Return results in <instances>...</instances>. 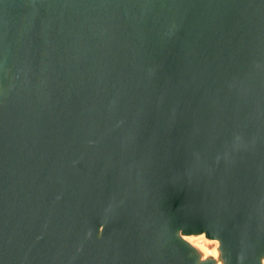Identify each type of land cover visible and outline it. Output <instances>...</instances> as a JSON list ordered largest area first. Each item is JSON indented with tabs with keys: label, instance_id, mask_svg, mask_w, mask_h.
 Returning a JSON list of instances; mask_svg holds the SVG:
<instances>
[{
	"label": "water",
	"instance_id": "95a60500",
	"mask_svg": "<svg viewBox=\"0 0 264 264\" xmlns=\"http://www.w3.org/2000/svg\"><path fill=\"white\" fill-rule=\"evenodd\" d=\"M264 264V0H0V264Z\"/></svg>",
	"mask_w": 264,
	"mask_h": 264
},
{
	"label": "rangeland",
	"instance_id": "374dc122",
	"mask_svg": "<svg viewBox=\"0 0 264 264\" xmlns=\"http://www.w3.org/2000/svg\"><path fill=\"white\" fill-rule=\"evenodd\" d=\"M186 239L196 247L202 258L211 257L216 260L217 264H222V261L219 258L217 240L208 239L204 234L191 235L186 237Z\"/></svg>",
	"mask_w": 264,
	"mask_h": 264
}]
</instances>
